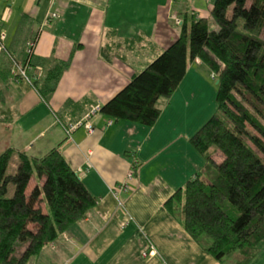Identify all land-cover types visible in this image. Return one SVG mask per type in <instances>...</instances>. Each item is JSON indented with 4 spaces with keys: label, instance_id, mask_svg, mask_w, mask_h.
Segmentation results:
<instances>
[{
    "label": "crops",
    "instance_id": "1",
    "mask_svg": "<svg viewBox=\"0 0 264 264\" xmlns=\"http://www.w3.org/2000/svg\"><path fill=\"white\" fill-rule=\"evenodd\" d=\"M214 2L0 0V56L12 59L8 71L0 64V153L12 148L39 158L57 148L96 199L77 224L27 264H222L184 230L181 209L172 214L164 205L204 164L188 141L198 125L179 127L181 111H188L182 110L186 91L207 67L200 59L188 63L173 94L156 104L160 115L152 126L99 113L92 134L80 127L67 139L62 128L90 105L112 98L176 40V18L189 24L209 17ZM50 12L57 17L48 21ZM58 62L67 66L52 82L47 76ZM15 64L26 65V78ZM46 83L52 87L43 97L38 90ZM212 112L202 116L203 123ZM124 182L132 190L116 199L111 190ZM144 235L156 251L148 249ZM263 255L264 239L248 264H264Z\"/></svg>",
    "mask_w": 264,
    "mask_h": 264
},
{
    "label": "trees",
    "instance_id": "2",
    "mask_svg": "<svg viewBox=\"0 0 264 264\" xmlns=\"http://www.w3.org/2000/svg\"><path fill=\"white\" fill-rule=\"evenodd\" d=\"M263 28L264 0H215L209 17L182 20L178 38L100 106L116 121L152 126L157 100L173 94L190 61L200 59L216 77V110L188 140L204 164L164 205L172 214L181 209L184 230L222 264H248L264 239ZM3 56L8 71L12 59ZM57 65L47 76L52 82L67 62ZM50 85L38 90L43 97ZM95 203L57 148L39 158L5 149L0 264H27Z\"/></svg>",
    "mask_w": 264,
    "mask_h": 264
},
{
    "label": "rangeland",
    "instance_id": "3",
    "mask_svg": "<svg viewBox=\"0 0 264 264\" xmlns=\"http://www.w3.org/2000/svg\"><path fill=\"white\" fill-rule=\"evenodd\" d=\"M260 37L264 40V28L260 32ZM199 74L198 81L190 84V89L187 87L188 89L183 98V100L187 99V102L182 110L188 108V111L183 113L181 111L179 119L182 117V120H180V125L178 124L179 127L181 126L180 131L194 128L196 125H198L199 128L203 124L202 121H204L202 120V116L210 111L214 112L216 110V77H214L207 67L200 69ZM163 99H165V97L159 98L156 104L158 105L159 100ZM189 161L190 160L185 159V167L188 166ZM34 180V178L31 179L30 185ZM260 261H263V257H260L258 262Z\"/></svg>",
    "mask_w": 264,
    "mask_h": 264
},
{
    "label": "built area",
    "instance_id": "4",
    "mask_svg": "<svg viewBox=\"0 0 264 264\" xmlns=\"http://www.w3.org/2000/svg\"><path fill=\"white\" fill-rule=\"evenodd\" d=\"M56 17H57V14L55 12H50L47 16V18H50V19H55ZM176 23L181 24L182 20L180 18H176ZM4 39H5V32L2 30V31H0V50H4V45H3ZM32 48H33V43L30 42L28 44V47H27L28 53H30L32 51ZM16 67H17L19 73L21 74V76L26 78V73H25L26 65L23 68H19L18 65H16ZM100 106H101L100 103H94V104L89 106L87 111L80 118L73 120L67 124H62V128L64 130L66 138L71 139L72 133L77 128H80V127L84 128L89 134H92L95 130L94 125L92 123V119L100 113ZM131 190H132V188L129 186V184L124 182L122 184L115 185L111 191H112V194L114 195V197L116 199H118V196L121 192H128ZM118 203L120 206H122L121 201H118ZM144 241H145L146 246L148 247L149 250H151L152 252L156 251L153 242L150 240V238L148 236L144 235ZM143 254L145 255L146 251H144Z\"/></svg>",
    "mask_w": 264,
    "mask_h": 264
}]
</instances>
